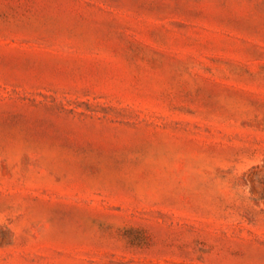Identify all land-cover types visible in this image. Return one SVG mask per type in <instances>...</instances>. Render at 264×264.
<instances>
[{
	"label": "rangeland",
	"instance_id": "rangeland-1",
	"mask_svg": "<svg viewBox=\"0 0 264 264\" xmlns=\"http://www.w3.org/2000/svg\"><path fill=\"white\" fill-rule=\"evenodd\" d=\"M0 264H264V0H0Z\"/></svg>",
	"mask_w": 264,
	"mask_h": 264
}]
</instances>
